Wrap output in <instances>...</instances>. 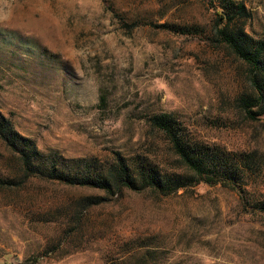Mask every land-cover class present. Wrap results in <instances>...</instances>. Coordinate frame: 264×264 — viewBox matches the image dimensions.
Returning a JSON list of instances; mask_svg holds the SVG:
<instances>
[{
	"label": "rangeland",
	"instance_id": "rangeland-1",
	"mask_svg": "<svg viewBox=\"0 0 264 264\" xmlns=\"http://www.w3.org/2000/svg\"><path fill=\"white\" fill-rule=\"evenodd\" d=\"M215 3L0 0V113L40 150L68 158L139 159L190 174L151 126L158 113L229 156L264 157V115L245 119L234 106L249 89L248 67L208 38ZM245 4L248 33L264 39V0ZM0 177L9 179L0 186V264H264L255 204L264 169L244 192L224 181L107 192L26 175L0 138Z\"/></svg>",
	"mask_w": 264,
	"mask_h": 264
},
{
	"label": "trees",
	"instance_id": "trees-1",
	"mask_svg": "<svg viewBox=\"0 0 264 264\" xmlns=\"http://www.w3.org/2000/svg\"><path fill=\"white\" fill-rule=\"evenodd\" d=\"M211 1L216 2L217 24L208 38L223 44L247 65L249 89L234 98V106L245 119L256 120L264 115V39L253 37L246 29V19L250 15L245 0ZM149 122L154 129L164 133L180 158L178 166L190 174L163 173L150 162L139 159L129 163L118 158L117 162L103 163L96 158H68L56 150L45 152L39 149L35 140L18 132L2 113L0 138L16 156L26 175H41L68 185L100 188L107 192L127 188L169 194L179 187L201 181L210 184L230 182L244 192L245 182L262 176L264 157L257 151H241L232 157L221 149L195 141L172 113L153 114ZM8 182L9 179L0 177V186ZM256 202V206L264 211V201Z\"/></svg>",
	"mask_w": 264,
	"mask_h": 264
}]
</instances>
